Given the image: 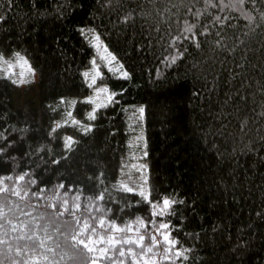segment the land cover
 <instances>
[{
  "label": "snow or ice",
  "instance_id": "6c2138e0",
  "mask_svg": "<svg viewBox=\"0 0 264 264\" xmlns=\"http://www.w3.org/2000/svg\"><path fill=\"white\" fill-rule=\"evenodd\" d=\"M6 4L4 7L0 0V9H3L0 11V28L9 24V12L15 7L14 0H6ZM35 4H39V0H35ZM35 4L32 10L39 13ZM72 6L60 4L58 0L51 8L63 16ZM97 7L115 16L118 28L114 30L117 31L137 20L142 21L143 31L134 36L138 41L134 48L146 50L149 43L159 40L161 58L166 66L186 55L185 43L196 49L203 46V56L193 68L200 77V87L195 94L202 99L206 96L210 104L215 97L218 111L212 110L211 116L220 127L212 128L211 133L221 138L226 137L229 130L239 131L243 137L241 145L251 142L244 149L247 156L243 160L237 155L239 149H233L231 155L227 150H217V170L212 173V182L221 192L223 201L214 205L221 210V220L227 223V217L222 214L223 204L232 209L249 205L250 214L246 219H239L244 216L243 211L238 213L239 227L235 232L229 233L222 228L218 234L232 245L236 254L246 252L252 246L251 239L244 238L252 232L250 222L264 228V0H189L177 5L157 0L155 6L145 5L151 9L150 18L137 13L138 4L128 7L116 4L115 0H101ZM238 19L243 26L237 23ZM160 29L164 31L163 37ZM77 30L85 42L96 49V55L89 56L91 67L81 72L92 89V94L82 97L84 103L91 105L84 115L89 121H95L98 110L118 104L120 94L125 91L123 87L110 89L106 83L92 88L97 78L103 76L97 60L120 79H127L132 73L124 68L109 44L101 38L102 32L87 25H78ZM254 35L256 39H253ZM17 64L27 65L32 73L36 72L20 51L0 52L3 77L19 85L23 81L13 73ZM155 71L160 74L159 67ZM64 99L62 95L58 97L59 101ZM65 111L67 118L54 120L50 117L39 127H29L27 121L8 123L0 120V264H56L57 260L66 258L68 264H186L190 254L195 257L193 249L185 247L173 235V229H178L179 225L168 219L173 215V206L185 202L183 197L178 200L170 194H158L159 199H152L147 188L146 164L139 166L140 186L123 184V188L139 194L146 202L151 218L146 220L137 215L123 225L107 215L112 209L105 199L112 197L104 190L102 171L85 175V180L94 189L91 194L85 193L84 183L67 180L64 176L57 177L55 183H50L51 177L47 181H38L40 172L34 170L36 161H41L45 169L52 165L54 171H59L60 165L74 154L77 137L67 132L61 135L58 130L71 120L78 126V132L87 138L96 128L95 123H84ZM137 111L142 119L145 106L140 104ZM53 115L59 116V113L53 111ZM111 131L117 130L113 127ZM136 139L145 144L141 155L147 156L144 137L141 135ZM52 142L60 146L59 152H52ZM42 154L48 157L47 161H43ZM119 185L117 181L113 188ZM257 195L259 203L256 202ZM82 197L86 205L81 212ZM42 203L45 207H38ZM253 208L257 209L254 215L251 214ZM157 216L160 219H156ZM259 235L264 238V231Z\"/></svg>",
  "mask_w": 264,
  "mask_h": 264
},
{
  "label": "trees",
  "instance_id": "16d2710c",
  "mask_svg": "<svg viewBox=\"0 0 264 264\" xmlns=\"http://www.w3.org/2000/svg\"><path fill=\"white\" fill-rule=\"evenodd\" d=\"M2 2L7 7L6 0ZM57 2L39 0V4H35V0H14L15 7L9 12L10 22L0 28V52L15 50L24 53L37 72L35 94H28L21 105L14 100L15 84L0 72V120L8 123L27 121L29 127H39L50 117L54 120L67 118V110L84 123L96 124L87 138L78 132V126L71 120L58 130L61 135L67 132L77 137L74 154L60 165L59 171H54L52 165L45 169L41 161H36L34 170L40 172L38 181H47L51 177L50 183H55L57 177L64 176L67 180L81 181L85 193L91 194L94 189L85 180V175L102 171L104 190L112 197L111 200L105 199L112 209L107 215L122 225L137 215L148 220L151 218L148 206L138 193L127 192L121 184L113 188L133 154L145 150L143 142L136 143V138L142 135L148 152L143 159L148 166L147 188L152 199H159L158 194H170L178 200L183 197L185 201L173 206V215L168 219L179 225L178 229H173V235L195 253V257L189 255L186 264H260L264 261V238L259 235L264 228L254 221L250 222L252 232L244 237L252 241L246 252L236 254L232 245L218 235L222 228L229 233L235 232L239 227L236 222L238 213L243 211L244 216L239 219H246L250 212L249 205L232 209L223 204L222 214L227 217V223L220 219L221 210L214 205L223 201L221 192L212 182V173L217 170L216 152L227 150L231 155L233 149H239L237 155L243 160L247 156L244 149L251 142L241 145L243 137L239 131L229 130L227 136L221 138L211 133L212 128L220 127L211 116L212 110L218 111L215 97L210 104L206 96L202 99L195 94L200 87V77L193 68L203 56V46L196 49L185 43L186 55L166 66L161 58L159 40L149 43L146 50L134 48L138 42L134 36L143 31L142 21L137 20L117 31L114 30L118 28L115 16L97 7L101 0H59L60 4L73 5L63 16L52 11L51 6ZM160 2L177 5L189 0ZM115 3L128 7L138 4L137 13L150 18L151 9L145 5L155 6L157 0H115ZM34 4L40 9L39 13L32 10ZM237 23L243 26L239 19ZM78 25L102 32L110 50L132 73L129 78L120 79L103 69V76L97 82L106 83L113 90L123 87L125 91L120 94L118 104L101 107L95 121H89L84 115L91 105L90 102L84 103L82 97L90 95L92 89L81 76V72L90 67L89 56L95 55V48L85 42L77 30ZM159 31L163 37V29ZM253 39H256L255 35ZM259 47L257 41V58ZM163 55L166 56L167 52L164 51ZM253 65L256 66L255 61ZM156 67L160 68L159 75ZM61 95L65 97L64 101L58 100ZM73 101L77 103L73 104ZM140 104L145 106L142 119L137 111ZM53 111L59 116L53 115ZM113 127L117 130L115 133L111 131ZM256 147L259 148L260 144L257 143ZM51 149L59 152L60 146L52 142ZM42 159L47 161L48 157L42 154ZM256 202L259 203V195ZM85 205L82 197L81 212ZM38 207L44 208L45 205L42 203ZM256 210L253 208L251 214L254 215ZM56 264H68L67 258L57 260Z\"/></svg>",
  "mask_w": 264,
  "mask_h": 264
},
{
  "label": "rangeland",
  "instance_id": "374dc122",
  "mask_svg": "<svg viewBox=\"0 0 264 264\" xmlns=\"http://www.w3.org/2000/svg\"><path fill=\"white\" fill-rule=\"evenodd\" d=\"M21 54L25 55L22 52H21ZM95 55H96V49H95ZM29 62H30V60H29ZM97 63L100 64L101 72H103V69L106 68L104 63L102 61H100L99 59L97 60ZM90 67H91V65H90ZM3 71H4L3 69H0L1 73H3ZM13 73L16 75V77L18 79H21L23 81L19 85L15 84L16 88H15V92H14L15 103L17 105H21L23 103L24 99H26V96L28 94H33V95L35 94L37 72L32 73L29 70V68L27 67V65H24L23 67H21L20 65L17 64V65H14ZM21 73H23V76H21ZM89 75H91V73H89ZM98 78H97V80H98ZM97 80H96V84L93 85V88L103 84V83H98ZM136 143L138 144L137 140H136ZM140 164H145L143 156L139 153H134L132 158L126 163V165L122 171V174L120 175L119 182L122 186H123V184H128L129 187H139L140 186V180H139V176H140L139 166H140ZM147 183H148V181H147Z\"/></svg>",
  "mask_w": 264,
  "mask_h": 264
}]
</instances>
